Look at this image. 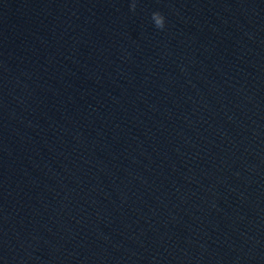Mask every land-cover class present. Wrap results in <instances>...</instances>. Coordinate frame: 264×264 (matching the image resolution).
<instances>
[{
    "label": "water",
    "instance_id": "95a60500",
    "mask_svg": "<svg viewBox=\"0 0 264 264\" xmlns=\"http://www.w3.org/2000/svg\"><path fill=\"white\" fill-rule=\"evenodd\" d=\"M132 3L0 0V264H264V0Z\"/></svg>",
    "mask_w": 264,
    "mask_h": 264
},
{
    "label": "clouds",
    "instance_id": "9594fccd",
    "mask_svg": "<svg viewBox=\"0 0 264 264\" xmlns=\"http://www.w3.org/2000/svg\"><path fill=\"white\" fill-rule=\"evenodd\" d=\"M136 3L135 0H133V3L130 6V9L132 11H135ZM152 21L154 22V25L157 29L163 30L165 27V18L160 12H154L152 13L151 17Z\"/></svg>",
    "mask_w": 264,
    "mask_h": 264
}]
</instances>
